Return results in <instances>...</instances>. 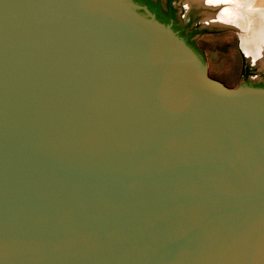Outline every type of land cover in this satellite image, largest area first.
Wrapping results in <instances>:
<instances>
[{
	"label": "water",
	"instance_id": "1",
	"mask_svg": "<svg viewBox=\"0 0 264 264\" xmlns=\"http://www.w3.org/2000/svg\"><path fill=\"white\" fill-rule=\"evenodd\" d=\"M139 8L0 0V264H264V88Z\"/></svg>",
	"mask_w": 264,
	"mask_h": 264
},
{
	"label": "bare ground",
	"instance_id": "2",
	"mask_svg": "<svg viewBox=\"0 0 264 264\" xmlns=\"http://www.w3.org/2000/svg\"><path fill=\"white\" fill-rule=\"evenodd\" d=\"M191 1L201 7L216 8L217 14L211 19L208 17V23L233 28L245 55L253 63L264 66V0Z\"/></svg>",
	"mask_w": 264,
	"mask_h": 264
},
{
	"label": "rangeland",
	"instance_id": "3",
	"mask_svg": "<svg viewBox=\"0 0 264 264\" xmlns=\"http://www.w3.org/2000/svg\"><path fill=\"white\" fill-rule=\"evenodd\" d=\"M218 49L238 81L242 86H254L264 83V66L253 63L244 53L238 33L231 27L216 26L208 23L207 19L215 16L218 11L201 9L191 0H184ZM213 14V15H212ZM212 15V16H211ZM209 17V18H208ZM210 24V25H209ZM248 70L249 76L245 79L243 71Z\"/></svg>",
	"mask_w": 264,
	"mask_h": 264
},
{
	"label": "flooded vegetation",
	"instance_id": "4",
	"mask_svg": "<svg viewBox=\"0 0 264 264\" xmlns=\"http://www.w3.org/2000/svg\"><path fill=\"white\" fill-rule=\"evenodd\" d=\"M131 3H133L134 5L140 7L139 9L136 10L137 13L145 15L146 11H148L151 15L154 16V19L156 20V15L152 12L151 9H153L154 11H157L158 13H162L164 15L170 13L171 14V19L170 22L166 25L170 26V28L172 29V31H174L176 33V35L178 37H180L185 43L186 45H188L198 56L200 53L194 46L195 49H193L191 47V45H189L186 41V39L180 35L179 30L178 29H183L184 34L189 36V41L194 44L195 41V37L196 35H198V33L201 31L200 30V26L198 23H194V18H193V12H192V7L190 8V10L188 11V18L187 20H180L179 19V11L178 8L175 5V0H145L150 4V7L147 4H141V3H137L134 0H129ZM201 9H207L210 10L212 12L214 11H218L216 8H209V7H201L199 6ZM157 21V20H156ZM222 27H229V26H222ZM177 28V29H176ZM257 87H262L264 88V83L259 84Z\"/></svg>",
	"mask_w": 264,
	"mask_h": 264
},
{
	"label": "trees",
	"instance_id": "5",
	"mask_svg": "<svg viewBox=\"0 0 264 264\" xmlns=\"http://www.w3.org/2000/svg\"><path fill=\"white\" fill-rule=\"evenodd\" d=\"M134 1L137 2V3H141V4H147L149 6V8H151L150 7V4L147 1H145V0H134ZM151 10L156 15V20L158 22H160V23H162L164 25H166V24H168L170 22V19L172 17L170 13L164 15L162 13H158L157 11H154L153 9H151ZM178 30H179L180 35L183 36L186 39L187 43L189 45H191V47L193 49H195L194 46H193L194 45L193 42L191 43L189 41V36H187V35L184 34L183 29H178ZM198 54H199V57H201V53H198ZM248 76H249V71L248 70H244L243 71V77L246 79Z\"/></svg>",
	"mask_w": 264,
	"mask_h": 264
}]
</instances>
